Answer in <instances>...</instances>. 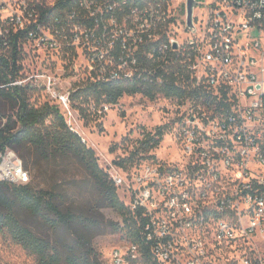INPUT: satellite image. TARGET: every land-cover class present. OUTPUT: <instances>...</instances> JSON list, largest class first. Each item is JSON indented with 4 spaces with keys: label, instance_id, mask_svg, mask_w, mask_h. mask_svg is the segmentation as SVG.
<instances>
[{
    "label": "built area",
    "instance_id": "2783aa9c",
    "mask_svg": "<svg viewBox=\"0 0 264 264\" xmlns=\"http://www.w3.org/2000/svg\"><path fill=\"white\" fill-rule=\"evenodd\" d=\"M196 2L189 27L186 0H0L5 45L17 37L93 82L181 89L158 93L174 160L111 173L138 224L109 264H264V0ZM25 83L78 133L72 90L50 72L14 82ZM0 158V181L30 182L17 152Z\"/></svg>",
    "mask_w": 264,
    "mask_h": 264
},
{
    "label": "trees",
    "instance_id": "16d2710c",
    "mask_svg": "<svg viewBox=\"0 0 264 264\" xmlns=\"http://www.w3.org/2000/svg\"><path fill=\"white\" fill-rule=\"evenodd\" d=\"M4 42L0 38V151L10 148L27 159L25 148L29 147L40 158H73L93 183L95 194L94 199L76 207L67 203L64 195L55 189L0 181V232L33 256L37 264H102L93 247V238L113 225L100 217L102 209L111 207L119 212L132 238L137 233L138 223L130 215L110 174L100 166L94 150L71 130L58 106L52 102L32 101L33 95L40 91L37 85L14 84L25 78L24 60L36 54L25 52L17 37H11L7 45ZM158 93L167 98L182 94L173 84L153 87L87 79L74 84L71 100L82 105L93 101L97 107L116 104L124 95L142 94L156 100ZM168 128L163 125L155 133H145L141 147L147 151L157 147ZM135 155L131 153L117 160L115 165L129 169L135 165ZM25 213L43 218L55 232L63 231L71 240L59 233L54 237L36 233L23 220Z\"/></svg>",
    "mask_w": 264,
    "mask_h": 264
},
{
    "label": "rangeland",
    "instance_id": "374dc122",
    "mask_svg": "<svg viewBox=\"0 0 264 264\" xmlns=\"http://www.w3.org/2000/svg\"><path fill=\"white\" fill-rule=\"evenodd\" d=\"M177 3L182 0H176ZM25 77L32 71L50 72L57 78L56 88L58 91L72 90L75 83L83 82L87 73L75 65L62 61L57 55L36 53V57L28 56L24 60ZM43 82H39L42 86ZM38 86V87H41ZM32 97L37 104L52 102L54 98L48 95L43 88ZM167 102L163 98L150 100L142 94L124 95L116 104L94 106L89 104L73 103L74 110L79 116L74 122V129L81 135L86 145L92 148L98 157L100 166L110 176L115 162L127 158L131 153L137 164L163 159L173 161L177 155L176 148L170 141L169 132L166 130L159 145L151 150L141 147V141L145 133H155L159 127L168 120V113L163 109ZM81 107L84 111H81ZM25 152L29 155L26 159L20 153L25 168L30 173L29 184L36 188L55 189L57 193L64 195L67 203L78 207L94 199L95 190L93 183L83 170L81 165L73 158L62 159L60 157L40 158L34 151L27 147ZM154 157V158H153ZM138 165V166H139ZM134 166V167H135ZM119 168V167H118ZM118 193L123 200L122 190ZM23 220L36 233L54 237L57 233L63 234L64 239L71 237L63 232H55L43 218L25 213ZM102 219L106 223H113L102 234L93 238V247L98 259L102 264H109L110 252L113 247L123 242L128 230L119 212L111 207L102 209ZM0 264H37L35 258L22 247L15 244L11 238L0 232Z\"/></svg>",
    "mask_w": 264,
    "mask_h": 264
},
{
    "label": "water",
    "instance_id": "95a60500",
    "mask_svg": "<svg viewBox=\"0 0 264 264\" xmlns=\"http://www.w3.org/2000/svg\"><path fill=\"white\" fill-rule=\"evenodd\" d=\"M196 0H186L187 18L189 27H193V14L194 7L196 6Z\"/></svg>",
    "mask_w": 264,
    "mask_h": 264
}]
</instances>
